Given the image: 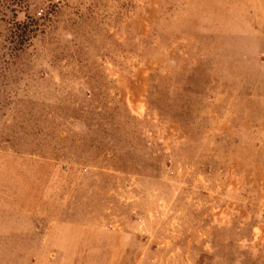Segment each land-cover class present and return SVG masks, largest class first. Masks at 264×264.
I'll return each instance as SVG.
<instances>
[{
  "label": "rangeland",
  "instance_id": "rangeland-1",
  "mask_svg": "<svg viewBox=\"0 0 264 264\" xmlns=\"http://www.w3.org/2000/svg\"><path fill=\"white\" fill-rule=\"evenodd\" d=\"M0 264H264V0H0Z\"/></svg>",
  "mask_w": 264,
  "mask_h": 264
}]
</instances>
